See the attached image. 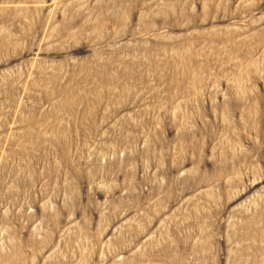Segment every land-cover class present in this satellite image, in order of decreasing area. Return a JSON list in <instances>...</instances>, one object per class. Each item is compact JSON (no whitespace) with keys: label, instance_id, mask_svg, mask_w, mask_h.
Segmentation results:
<instances>
[{"label":"rangeland","instance_id":"obj_1","mask_svg":"<svg viewBox=\"0 0 264 264\" xmlns=\"http://www.w3.org/2000/svg\"><path fill=\"white\" fill-rule=\"evenodd\" d=\"M0 264H264V0H0Z\"/></svg>","mask_w":264,"mask_h":264}]
</instances>
